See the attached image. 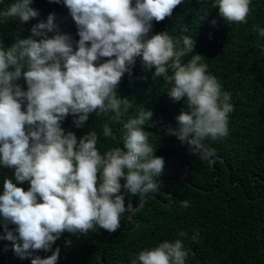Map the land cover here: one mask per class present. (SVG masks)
<instances>
[{
  "label": "clouds",
  "instance_id": "1",
  "mask_svg": "<svg viewBox=\"0 0 264 264\" xmlns=\"http://www.w3.org/2000/svg\"><path fill=\"white\" fill-rule=\"evenodd\" d=\"M32 2L15 0L0 11V22L18 19L23 24L37 18ZM49 2L60 4L61 0ZM182 3L63 0L78 29L75 49L70 35L60 32L55 14L35 24L29 38H18L8 48L0 45V166L13 170L15 180L4 177L2 181L0 225L4 235L0 240L11 242V250L21 260L35 252L51 251L65 232L88 234L103 229L115 233L121 216L135 215L137 210L131 202L125 207L122 189L141 198L158 190L156 178L163 174L165 161L155 155L149 143L152 134L144 130L153 112L142 109L125 121L128 101L118 98L117 92L137 58L144 69L155 70L154 79L163 77L171 85L170 99L186 101L189 111H182L176 117L178 127L168 131L192 155L210 160L216 150L207 141L229 134V114L234 110L230 93L222 91L216 77L208 74L202 55L183 59L194 52V40L188 36L177 39L167 32L149 38L153 21L171 17ZM250 3L215 0L213 7H218L225 21L246 24ZM255 30L264 37V29ZM48 33L54 34L49 37ZM21 79L27 90L17 83ZM93 113L122 125L126 151L113 147L101 154L95 131L78 140L62 127L72 115L80 128ZM103 135H113L108 122L103 124ZM25 182L30 185L27 191L17 186ZM181 206L188 207V201ZM9 225L15 229L9 230ZM187 256L181 240H165L139 252L131 264H185ZM59 258L57 247L46 258H31V264H58Z\"/></svg>",
  "mask_w": 264,
  "mask_h": 264
},
{
  "label": "trees",
  "instance_id": "2",
  "mask_svg": "<svg viewBox=\"0 0 264 264\" xmlns=\"http://www.w3.org/2000/svg\"><path fill=\"white\" fill-rule=\"evenodd\" d=\"M14 2L0 0V11ZM214 3L215 0H183L171 17L159 23L153 21L149 38L161 32L177 39L192 38L194 52L184 61L193 54L202 55L201 63L208 65V74L216 77L222 91L230 93L229 103L234 110L229 114V134L207 141L216 150L215 156L201 160L169 134V128L178 127L176 117L189 111L186 101L170 99L167 94L171 85L163 77L154 79L155 70L144 69L137 58L131 75L125 74L117 92L118 98L128 101L125 121L142 109L153 112L144 130L152 134L149 143L155 155L165 161L163 174L156 178L158 190L141 198L122 189L125 207L131 202L137 210L135 215L121 216V226L115 233L103 229L88 234L65 232L51 251L35 252L23 260L11 250V242L0 240V264H31V258H46L57 247L58 264H131L139 252L177 239L188 252L185 264H264V37L255 30L264 29V0H251L246 24L225 21ZM30 7L38 11L37 18L23 24L18 19L0 22V45L8 48L18 38H29L35 24L55 14L60 32L70 35L75 49L78 29L63 0L60 4L33 0ZM53 34L48 33L49 37ZM34 39L38 41L40 37ZM17 83L27 90L22 79ZM74 119L69 115L62 122L66 133L73 132L79 140L95 131L101 154L113 147L126 151L122 125L113 124L109 116L93 113L80 128L74 125ZM105 122L112 128L110 137L103 135ZM4 177L15 183L13 170L0 166V194ZM17 186L27 191L30 185L25 182ZM184 201H188L186 208L181 206ZM8 227L15 229V225ZM180 232L185 235L180 236Z\"/></svg>",
  "mask_w": 264,
  "mask_h": 264
},
{
  "label": "water",
  "instance_id": "3",
  "mask_svg": "<svg viewBox=\"0 0 264 264\" xmlns=\"http://www.w3.org/2000/svg\"><path fill=\"white\" fill-rule=\"evenodd\" d=\"M143 205H144V202H142V205H141V206H143ZM141 206H140V207H141ZM140 207H139V208H140ZM139 208H138V209H139Z\"/></svg>",
  "mask_w": 264,
  "mask_h": 264
}]
</instances>
